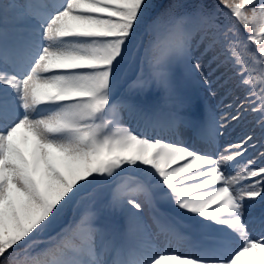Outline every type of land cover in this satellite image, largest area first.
I'll list each match as a JSON object with an SVG mask.
<instances>
[{
    "label": "snow or ice",
    "instance_id": "obj_1",
    "mask_svg": "<svg viewBox=\"0 0 264 264\" xmlns=\"http://www.w3.org/2000/svg\"><path fill=\"white\" fill-rule=\"evenodd\" d=\"M133 50L136 96L118 98ZM205 63L226 68L239 94L219 120L190 118L183 84L197 73L208 83ZM125 109L191 134L137 132L121 125ZM247 113L260 135L218 143ZM260 149L264 0H0V264H264ZM127 173L150 183L120 179ZM84 193L87 206L65 224ZM157 197L207 239L189 252L155 243L153 224L179 237ZM257 203L254 234L244 217Z\"/></svg>",
    "mask_w": 264,
    "mask_h": 264
},
{
    "label": "rangeland",
    "instance_id": "obj_2",
    "mask_svg": "<svg viewBox=\"0 0 264 264\" xmlns=\"http://www.w3.org/2000/svg\"><path fill=\"white\" fill-rule=\"evenodd\" d=\"M21 2H27L26 0H21ZM33 2H41L48 5H52L55 3H58L59 0H33ZM209 77V82L205 83L204 80L201 81V84L203 86V89L198 91L201 94L204 95L206 103L209 105V113L211 118H215L216 120H219L221 116H223L225 113H234L236 111L235 105L237 104L235 102V97L238 95L237 92H235L232 88L226 89L227 86V80L224 81V74L218 75V70H214L210 73H207ZM188 83L184 81V84ZM189 83H193L189 82ZM183 84V85H184ZM213 93H215L213 95ZM194 106L197 104L196 100H192ZM232 105L233 107L229 108L228 106ZM120 121L121 125L125 127H131L133 130L137 132H144L149 135H157L161 138H164L167 136L165 134V131H157L155 128L153 129H142L137 126L136 123L130 122L126 115L123 113V111H120ZM243 119L237 123L235 121H229L225 128L226 130L223 131V135L218 138V143L225 145L228 142H236L238 138L244 133L249 131H255V126L250 122L251 115L250 113L242 114ZM183 126L177 128L178 130L182 129ZM184 132L189 131L188 127L183 128ZM185 135L182 137V141H185ZM261 151H264L260 149ZM249 156L252 155L251 151L248 153ZM235 174V173H234ZM258 209H260V205L258 204ZM259 212L255 210V205H250V207L247 209L245 213L244 219L246 220L249 228L254 233V229L256 227L253 225V223L257 220V217L259 216ZM248 215H251L250 217ZM153 231L155 232V225H152ZM156 233V232H155ZM255 234V233H254ZM159 246L165 247L170 245L172 248L176 249L180 252H189L190 250H187L181 241L176 240L174 237H171V239L165 238L164 232L157 233V239L155 241Z\"/></svg>",
    "mask_w": 264,
    "mask_h": 264
},
{
    "label": "trees",
    "instance_id": "obj_3",
    "mask_svg": "<svg viewBox=\"0 0 264 264\" xmlns=\"http://www.w3.org/2000/svg\"><path fill=\"white\" fill-rule=\"evenodd\" d=\"M199 2L200 3H207V4H213V3H217L218 4V0H199ZM222 11H223V9H222ZM221 17H222V12H221Z\"/></svg>",
    "mask_w": 264,
    "mask_h": 264
}]
</instances>
